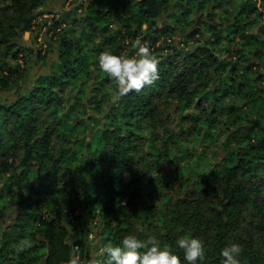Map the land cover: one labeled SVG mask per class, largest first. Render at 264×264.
Instances as JSON below:
<instances>
[{"label":"trees","instance_id":"obj_1","mask_svg":"<svg viewBox=\"0 0 264 264\" xmlns=\"http://www.w3.org/2000/svg\"><path fill=\"white\" fill-rule=\"evenodd\" d=\"M46 2L0 0V214L16 207L13 221L0 223V264H66L74 246L83 261L107 264V255L94 259L86 246L97 218L119 221L108 230L113 246L128 234H152L187 264L176 241L190 234L205 242L203 264H222L229 242L242 246L241 264H264V82L254 73L264 65V13L257 0H89L84 15L76 8L53 20L58 31L70 24L54 34L58 59L25 91L28 55L36 51L22 36ZM178 32L183 43L175 42ZM138 38L159 57V79L113 106L116 84L97 57L132 56ZM193 105L202 115H182L174 132L173 113ZM213 123L225 135L224 158L198 172L197 157L181 143ZM200 136L203 149L214 134ZM164 164L168 178L176 175V192L169 179V188L161 183ZM41 203L48 218L32 209ZM26 237L33 246L18 253Z\"/></svg>","mask_w":264,"mask_h":264},{"label":"clouds","instance_id":"obj_2","mask_svg":"<svg viewBox=\"0 0 264 264\" xmlns=\"http://www.w3.org/2000/svg\"><path fill=\"white\" fill-rule=\"evenodd\" d=\"M131 47L134 49L132 56L102 51L97 57L100 71L116 84L115 90L110 93V103L113 106H118L119 102L133 92H142L159 79L160 59L147 42L138 38ZM176 244L183 251V259L187 264H203L206 260L205 242L202 239L185 234ZM32 246L31 240L26 237L20 241L16 251L23 252ZM79 251V246H74L66 264H89L81 259ZM242 253L243 248L239 243L229 242L219 255L223 258L222 264H241ZM100 255H107V264H182L180 256L173 252L171 245L162 244L152 234H146V239L128 234L123 237L120 245L113 246L111 242L103 245ZM91 264L105 262L98 260Z\"/></svg>","mask_w":264,"mask_h":264},{"label":"rangeland","instance_id":"obj_3","mask_svg":"<svg viewBox=\"0 0 264 264\" xmlns=\"http://www.w3.org/2000/svg\"><path fill=\"white\" fill-rule=\"evenodd\" d=\"M88 2L89 0H47L46 4L39 10L38 14L40 15L38 16V19L35 22L36 24L33 28V31L26 32L22 36L23 45L26 46L28 50L36 51L32 55L30 54L28 55L29 57H28L27 68L29 70V78L27 80V84L25 85V91H26V86L27 88L30 87L33 84V82L37 79V77L48 74L50 71L52 62L58 59V41L56 39V36L58 38V35H60V33L58 32L62 28H63V31L66 30V28L69 29L70 24L68 23V27L66 25L60 27V30L58 31V30H55V26H54L55 22H53V20L54 19H64L67 12L69 13L76 8H79L77 11V15H84L85 12L88 11L87 9V7L89 6ZM261 2H262L261 0H257V4L259 8H261V10L264 13V8H262ZM263 21H264V18L262 19V22ZM162 23H163V20L158 22L159 25ZM114 27H115V24L113 23L112 28ZM182 35L183 34L181 32L177 33V36L175 39L176 43L184 42V38ZM103 37H104L103 34L94 35L93 39L95 40V42H99V40L102 39ZM229 48L234 49V45H231ZM126 56H129V54ZM254 73H255V78H258L260 76L259 74H262L263 75L262 81L264 82V65H262L261 68L259 69H254ZM262 86L264 87V83ZM12 92L13 90L10 92L4 93V94H6L5 96H7L8 94H12ZM231 101H232L231 97L226 98L227 103ZM203 102L205 103V105L207 104L206 99H203ZM175 107L176 106L172 108L173 112H175ZM188 113L190 114L197 113L198 116L202 115L200 111H197V109L195 108V105L191 106L188 109L182 108V110L179 111V113H176V112L173 113L172 115L173 119H172L170 128L174 132L176 133L179 132L182 126L181 117L182 115L188 114ZM216 126H217L216 123H213L212 126L210 125L209 127L207 126L201 127V128L196 127L197 130L200 131L202 134H206L209 131L213 132L214 134L213 138L207 137L208 141L206 142V145L208 146L203 147V149L201 148L202 145L200 143L198 144L200 137H201L200 136L201 133H199L198 135L196 134L194 137H190L185 142L181 143L183 145L189 146V149H191V154H194L193 156L197 157L195 160H193V162H195V164L193 165H197L196 171L198 172L205 171L204 170L206 169L205 164L219 162L221 161V159L224 158V154H225L224 147L226 146L225 145V135L222 129H220V127L216 128ZM190 128H192V125L190 126ZM179 148L180 147L177 146L175 150L177 151ZM201 151H202V154H200ZM168 166H169L168 164H164V166L160 168L159 177H160L161 183L163 182L165 184H166V181H168L166 179H169V181L173 184L172 186H170V188H174V191L176 192L177 190V185L175 184L176 175H173L172 179L168 178L169 170H170ZM3 177L4 176H2V179ZM27 184L31 185V182H27ZM167 188H169V185H167ZM24 190H25V194L29 192L25 187H24ZM183 193L184 192H182V195H184ZM157 205H160V202H157ZM15 209L16 207L15 205H13L12 212L5 214V216L0 214V223L2 225L5 226L8 223H11L13 221L14 216H15V214L13 213H15L14 212ZM32 209L37 210L38 212L42 213L46 218L49 217L48 205L46 206L45 203L44 204L41 203L39 205L33 204ZM71 217L72 216H69L67 218L64 217V224L69 230H70V224H72V222L70 221ZM88 220L89 218L86 219V221ZM118 222L119 221L116 218H114L113 220H110L108 224L104 225V224H101V222L99 221V218H97L96 221L94 220V225H96L97 228L95 229L93 234L89 235L88 241L86 242V246L88 247V252L90 256H92L94 259L97 256L98 257L100 256L101 247L109 243L107 242V239H109L108 230H112V227L118 224ZM74 224L77 225V221L74 220ZM136 226L138 230L143 229L141 222L140 223L136 222ZM85 227L87 228V226ZM161 233L164 234L165 232H161ZM71 234H72V231H71ZM159 236H161V234H159L158 237ZM69 242H71L70 239H69Z\"/></svg>","mask_w":264,"mask_h":264}]
</instances>
